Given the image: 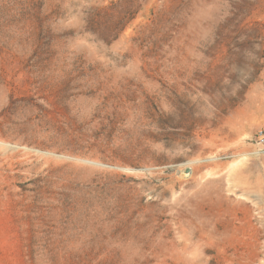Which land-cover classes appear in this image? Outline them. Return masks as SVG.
<instances>
[{"label":"rangeland","instance_id":"1","mask_svg":"<svg viewBox=\"0 0 264 264\" xmlns=\"http://www.w3.org/2000/svg\"><path fill=\"white\" fill-rule=\"evenodd\" d=\"M0 264H264V0H0Z\"/></svg>","mask_w":264,"mask_h":264}]
</instances>
